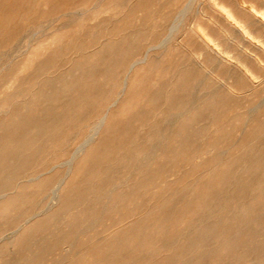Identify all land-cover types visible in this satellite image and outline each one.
Segmentation results:
<instances>
[{
	"label": "rangeland",
	"instance_id": "1",
	"mask_svg": "<svg viewBox=\"0 0 264 264\" xmlns=\"http://www.w3.org/2000/svg\"><path fill=\"white\" fill-rule=\"evenodd\" d=\"M222 1L0 0V264H264V47Z\"/></svg>",
	"mask_w": 264,
	"mask_h": 264
},
{
	"label": "bare ground",
	"instance_id": "2",
	"mask_svg": "<svg viewBox=\"0 0 264 264\" xmlns=\"http://www.w3.org/2000/svg\"><path fill=\"white\" fill-rule=\"evenodd\" d=\"M214 1V0H213ZM234 1V0H233ZM260 1V0H259ZM258 1V3H259V5H260V3L262 2V0H261V2H259ZM244 2V4L245 3H247V2H250V8H247L246 7V5H244V4H239L238 2H237V0H235L234 2H229V3H227V2H224V1H222L220 4H219V6L221 7V9L224 11V14L227 16V19L229 20V22L233 25V27L235 28V29H237L241 34H242V36L247 40V41H249V42H252V43H255V45H258V46H260V47H264V6H261V7H257L256 5H255V3H253L251 0H244L243 1ZM242 2V3H243ZM264 2V1H263ZM262 4V3H261ZM264 4V3H263ZM262 4V5H263ZM181 9H183V8H181ZM183 10H180V13L182 12ZM178 14H179V12H178ZM181 15V14H180ZM175 16V15H174ZM183 16L184 15H182L181 17L183 18ZM180 17V16H179ZM222 17V16H221ZM177 18V17H176ZM181 19V18H180ZM177 20V19H176ZM181 20H183V19H181ZM180 20V21H181ZM179 21V22H180ZM177 22V21H176ZM197 22V21H196ZM174 23V22H173ZM173 23H172V25H173ZM171 25V26H172ZM179 25V24H178ZM175 27V26H174ZM174 27H173V30H176V29H174ZM204 28V27H203ZM229 28V27H228ZM177 29H179L178 27H177ZM173 30L171 29V32H173ZM198 30H200V29H198ZM228 30V29H227ZM176 31H178V30H176ZM229 31V30H228ZM230 32H234L235 33V31H230ZM172 34V33H171ZM170 34V35H171ZM174 35V34H173ZM197 35V34H196ZM203 35V34H202ZM206 35V34H205ZM165 36V35H164ZM199 36V35H198ZM166 37V36H165ZM165 37H164V39L163 40H165ZM168 37L169 36H167L166 38H167V40H170V39H168ZM204 37H206V36H204ZM224 37V36H223ZM237 37H238V35H237ZM236 37V38H237ZM163 38V37H162ZM162 38H161V40H162ZM209 39L208 40H210V41H214V39L213 38H211V37H208ZM222 38V37H221ZM225 38V37H224ZM226 38H227V36H226ZM242 37H240V39H241ZM232 39V38H231ZM201 41H202V39H200ZM205 40H206V38H205ZM221 40V39H220ZM230 40V39H229ZM239 40V39H238ZM237 40V41H238ZM209 41V42H210ZM225 41H228V40H225ZM245 41V40H244ZM243 41V42H244ZM158 42H160V41H158ZM230 42L231 41H228L227 43H229L230 44ZM211 43H213V42H211ZM226 43V44H227ZM160 43H158V45H159ZM213 44H215V45H218V43H213ZM238 44H239V42H238ZM153 45V44H152ZM155 45H157V43L156 44H154V47H155ZM163 45H165V43L163 44ZM166 45H167V43H166ZM165 45V46H166ZM212 45V44H211ZM149 46V45H148ZM162 46V45H161ZM164 46V47H165ZM240 46H242V44L241 45H239V48H240ZM245 46H250L249 44H245ZM147 47V46H146ZM160 47V46H159ZM212 47H214V46H212ZM216 47V46H215ZM244 47V46H243ZM148 48V47H147ZM210 48V47H209ZM244 48H246V47H244ZM149 49V48H148ZM233 49H235V48H233ZM264 49V48H263ZM146 50V49H145ZM204 50V49H203ZM239 50V49H238ZM237 50V51H238ZM217 51H219V50H217ZM223 51V53L221 54L222 55V57H226L227 59H230V58H233V59H235L239 64H236L235 66H237L238 67V69H239V71H240V73H241V75L245 78V79H247V80H252V79H254V81H255V79L257 78V74H256V72L251 68V66L247 63V62H242V61H240V59H239V57H236V56H234V55H228V52L229 51H227L226 49L224 50H222ZM221 51V52H222ZM240 51V50H239ZM251 51H253V49H251V48H249V49H245V53L247 54V56L250 58V59H252L253 61H256L257 63H259V64H262L261 62V59L258 57V55H257V53H255L254 51L253 52H251ZM220 52V51H219ZM220 52V53H221ZM145 53V52H144ZM143 53V54H144ZM237 53V52H236ZM239 54V53H238ZM221 55H220V57L218 56V58H222L221 57ZM215 58H217V57H215ZM143 59V58H142ZM142 59H140V60H142ZM216 60V59H215ZM218 60H220V59H218ZM217 61V60H216ZM216 61H215V63H213L214 65L216 64ZM134 63H136L135 62V60L133 61ZM264 62V61H263ZM134 63L132 64V65H134ZM230 63V62H229ZM231 63H233V62H231ZM131 65V66H132ZM136 65V64H135ZM134 65V66H135ZM214 65H212L211 64V66H212V69L214 68L213 66ZM231 65V64H230ZM234 65V64H233ZM130 66V67H131ZM216 67V66H215ZM128 68V67H127ZM133 68V67H132ZM229 68V67H228ZM231 68V67H230ZM229 68V69H230ZM131 69V68H130ZM228 70V69H227ZM206 71V70H205ZM229 71V70H228ZM206 73H207V71H206ZM229 73V72H228ZM234 74V73H233ZM224 77H228L227 76V74H226V76H224ZM231 77H232V75H231ZM235 77V76H234ZM260 77V76H259ZM258 79V78H257ZM262 79V78H261ZM197 81V80H196ZM259 81V80H258ZM124 82H125V80H124ZM124 82H122V83H124ZM219 82H221V81H219ZM223 82V81H222ZM256 84V83H255ZM123 85V84H122ZM215 85H217V84H215ZM218 85H220V84H218ZM216 86V88H218L219 86ZM253 85V84H252ZM194 86H196L195 85V82H194V84H193V87L192 88H194ZM213 88H215V87H213ZM213 88H210V89H213ZM195 89V88H194ZM196 89H197V87H196ZM249 89V88H248ZM191 91H192V89H190ZM215 90H217V89H215ZM244 90V89H243ZM246 90V89H245ZM190 91V92H191ZM195 91V90H194ZM214 91V90H213ZM210 93H213V92H209V94ZM232 93V92H231ZM248 93V92H247ZM214 94V93H213ZM207 95V94H206ZM205 95V96H206ZM238 95V94H237ZM191 96H193L192 94H190V97ZM194 97V96H193ZM196 97V96H195ZM189 98V97H188ZM193 98H191L190 100H192ZM207 99V98H206ZM194 100V99H193ZM199 101H200V99H199ZM198 101V102H199ZM261 101V100H260ZM188 103L190 102V101H187ZM193 102H195V101H193ZM197 102V101H196ZM202 102V101H201ZM192 103V102H191ZM259 103V102H258ZM187 104V103H186ZM260 104V103H259ZM194 105V104H193ZM249 105V104H248ZM189 107L188 108H190V106L191 105H188ZM197 106H198V104H197ZM258 106V105H257ZM187 107V106H186ZM202 107V106H201ZM246 107H247V105H246ZM184 108V107H183ZM187 108V109H188ZM240 108V107H239ZM245 109H248V108H245ZM252 109H256V107L255 108H253L252 107ZM182 110V109H181ZM250 110H251V108L249 109V112H250ZM188 111V110H187ZM187 111L185 112V113H187ZM191 112V111H190ZM251 113V112H250ZM177 114H179V116H181V115H183L184 113H182V114H180V113H177ZM177 114H176V116H177ZM104 115V114H103ZM173 115H175V114H173ZM244 115H246V114H244ZM170 116H172V115H170ZM243 116V115H242ZM103 118V117H102ZM168 118V116L166 117V119ZM171 118V117H170ZM172 118H174V120H175V117L174 116H172ZM205 118V117H204ZM173 120V121H174ZM98 122H99V119L97 120ZM166 121V120H165ZM97 122V123H98ZM168 122H170V120H168ZM172 122V121H171ZM92 123V122H91ZM95 123H96V121H95ZM93 124H94V122H93ZM166 124H168V123H166ZM173 124V123H172ZM95 125H97V124H95ZM175 125V124H174ZM91 126V125H90ZM167 126H169V125H167ZM97 127V126H96ZM170 127V126H169ZM167 128V127H166ZM165 128V131L167 130ZM97 129V128H96ZM92 132V131H91ZM162 132H164V131H162ZM169 132V131H168ZM185 132V131H184ZM94 133V132H93ZM96 133V132H95ZM160 134V133H159ZM168 134V133H167ZM184 134V133H183ZM171 135V134H170ZM185 135V134H184ZM165 137H167V136H165ZM176 137V136H175ZM87 138V137H86ZM155 138V137H154ZM186 138V137H185ZM160 140V139H159ZM89 141H91V139L89 140ZM152 141V140H151ZM150 141V142H151ZM85 142V141H84ZM156 143V142H155ZM86 144V143H85ZM80 145V144H79ZM150 145V144H149ZM76 146V145H75ZM84 146V145H83ZM82 146V147H83ZM87 146V145H86ZM85 148V147H84ZM81 149H83V148H81ZM149 149V148H148ZM148 149L146 150V151H148ZM80 150V149H79ZM83 151V150H82ZM155 151H156V149H155ZM75 152H77L76 151V149H75V151H74V155L76 156V154L77 153H80V152H77L76 154H75ZM153 154H154V152H153ZM78 155V154H77ZM155 155V154H154ZM158 155V154H157ZM153 157V156H152ZM69 158V157H68ZM72 158H73V156H72ZM71 158V159H72ZM138 157H136V159H137ZM140 158V157H139ZM148 158V157H147ZM70 159V158H69ZM151 158H149V160H150ZM153 159V158H152ZM69 161V160H68ZM60 162V161H59ZM71 162V161H70ZM138 164V163H137ZM142 164V163H141ZM138 166H140V165H138ZM49 169V168H48ZM68 170V169H67ZM64 174V173H63ZM37 176V175H36ZM63 178V177H62ZM263 180H264V178H263ZM117 183V182H116ZM56 184V183H55ZM121 185V184H120ZM114 186H115V184H114ZM263 186V185H262ZM55 187V186H54ZM57 187V186H56ZM51 189H53V188H51ZM55 189V188H54ZM57 189V188H56ZM13 190V189H12ZM59 190V189H58ZM113 190V189H112ZM6 191H10V190H6ZM56 191V190H55ZM4 191H3V189H0V196H2V195H4V193H3ZM53 192V191H52ZM58 191H56V193H57ZM52 196H54V192H53V195ZM55 196H57L56 194H55ZM7 197V196H6ZM58 197V196H57ZM5 199H7V198H5ZM54 201V200H53ZM57 201V200H56ZM113 202V201H112ZM33 203V202H32ZM111 203V202H110ZM9 205H10V202H5V203H1L0 204V211H7L8 210V208H9ZM42 209V208H41ZM50 209V208H49ZM49 209H46V210H48L49 211ZM39 211V210H38ZM34 213V212H33ZM32 213V214H33ZM34 214H36V213H34ZM33 214V215H34ZM31 215V214H30ZM102 215V214H101ZM7 218V217H6ZM28 218V217H27ZM3 220V219H2ZM93 220V219H92ZM27 221V220H26ZM26 221H24V222H26ZM76 224L77 223H75V227H76ZM81 225V224H80ZM160 226V225H159ZM15 228H17V227H15ZM92 228V227H91ZM89 230V229H88ZM74 231V230H73ZM85 231H87V230H85ZM12 232V231H11ZM220 232H222V231H220ZM74 233V232H73ZM80 233V232H79ZM13 234H14V232H13ZM73 236V235H72ZM71 236V237H72ZM13 238V237H12ZM30 238V237H29ZM69 238H70V236H69ZM68 238V239H69ZM71 239V238H70ZM7 240V239H6ZM5 240V241H6ZM65 240H66V238H65ZM10 241H11V239H10ZM60 241V240H59ZM75 241V240H74ZM64 242V241H63ZM62 242V243H63ZM62 243H61V245H62ZM167 243V242H166ZM31 244V243H30ZM165 244V243H164ZM167 244H169V242L167 243ZM202 244V243H201ZM12 246V245H14L13 244V242H11L10 244H8V246ZM23 245V244H22ZM22 245H21V247H22ZM25 245H27L28 246V243L26 244L25 243ZM60 245V246H61ZM191 245V244H190ZM225 245V244H224ZM74 246V245H73ZM115 246V245H114ZM159 245L157 244V247H158ZM163 246V245H162ZM200 246V245H199ZM215 246V245H214ZM33 247V246H32ZM31 247V248H32ZM40 247V246H39ZM38 247V249H37V251L40 249ZM62 247V246H61ZM67 247H68V245H67ZM72 247V246H71ZM154 247V246H153ZM191 247V246H190ZM62 248H64V246L62 247ZM218 248H220V247H218ZM25 249H27V248H25ZM152 249V248H151ZM226 249H227V247H226ZM34 250V249H33ZM37 251H35L34 250V252L36 253ZM70 251V250H69ZM69 251H67V252H69ZM147 251V250H146ZM149 251H150V249H149ZM153 251V250H152ZM6 252V251H5ZM29 252V251H28ZM28 252H26V253H28ZM66 252V251H65ZM73 252H75L74 250H73ZM23 253H24V251H23ZM33 254V253H32ZM39 254V253H38ZM0 255H1V252H0ZM19 255V254H18ZM38 256V255H37ZM36 256V259H38L39 260V258ZM40 256H41V254H40ZM17 257V256H16ZM19 258H14V259H12V260H10V261H12V264H18L23 258H25V256H18ZM29 257H31V255H29ZM28 258V257H27ZM97 258V257H96ZM28 260H29V258H28ZM30 260H32V258H30ZM37 260V262H39ZM104 260V259H103ZM26 261V260H25ZM33 261H34V259H33ZM42 262V261H41ZM104 262V261H103ZM20 263H22V262H20ZM29 263H32V261L31 262H29ZM53 263V262H52ZM51 263V264H52ZM106 263V262H105ZM26 264V263H25ZM28 264V263H27ZM37 264V263H36ZM54 264V263H53Z\"/></svg>",
	"mask_w": 264,
	"mask_h": 264
}]
</instances>
